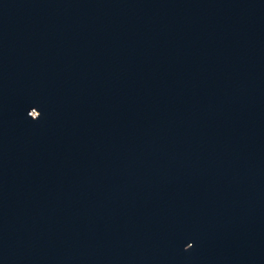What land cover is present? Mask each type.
Returning a JSON list of instances; mask_svg holds the SVG:
<instances>
[{"label":"water","instance_id":"obj_1","mask_svg":"<svg viewBox=\"0 0 264 264\" xmlns=\"http://www.w3.org/2000/svg\"><path fill=\"white\" fill-rule=\"evenodd\" d=\"M92 264H264V170L186 205Z\"/></svg>","mask_w":264,"mask_h":264}]
</instances>
